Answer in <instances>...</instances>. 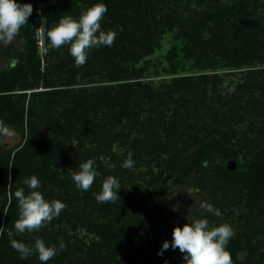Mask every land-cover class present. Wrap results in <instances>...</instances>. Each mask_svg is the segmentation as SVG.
Masks as SVG:
<instances>
[{
    "label": "rangeland",
    "instance_id": "rangeland-1",
    "mask_svg": "<svg viewBox=\"0 0 264 264\" xmlns=\"http://www.w3.org/2000/svg\"><path fill=\"white\" fill-rule=\"evenodd\" d=\"M220 1L224 4L231 2ZM147 2H143L146 4L142 7L143 11L154 14L158 21H161L170 9L175 10L174 14L178 15L180 24L174 25L173 28L161 27L159 30L154 25V33L150 37L152 41H149L146 53L138 56L139 62L133 63L132 55L120 53L112 56V59L102 57L94 64L87 60L84 68L81 67V71L72 79V83L68 82L65 71L62 81L58 75L54 78V87L41 84L34 89L16 91L18 94L26 92V110L32 92L51 89L68 91L66 94H69V99L63 104L53 103L48 111L59 113V119H62L60 113H66L67 110L74 111L76 118L85 113L87 117L83 121H77L73 133L67 132L68 129L65 128L63 135L55 139L62 141L66 145L65 148L74 147L80 150L79 153L84 152L86 157L82 163L87 159L95 160L94 167L98 175L90 188L91 191L102 190V183L108 176L116 177L121 187L118 191L120 199L98 203L94 197L89 198L85 191L76 188L72 171H79V166L70 162L53 165L51 170L56 180L49 185L51 194L53 193L52 200H60L67 207L59 217L46 224L47 231L33 232V238L39 236L48 246L57 248L60 243L65 245L50 260V264H57V260H61L63 264H93L94 254L97 264H120L119 261L126 256L130 257V263L133 264H169L166 256L172 254L171 247L163 251L167 255L157 253L161 251L163 242L172 241L170 237L173 228H182L185 223L194 220L207 219L210 226L229 224L235 233L231 239L236 236L249 238L253 259L247 264H264V214L260 212L259 207H249L247 204L249 187L245 184L250 169L264 150V91L259 88V83L264 82V74L261 73L264 63H254L244 71L226 67L223 62L217 63L216 68H211L206 63L202 64L204 67L198 66L194 59H188L183 54L186 39L179 33L184 30L187 24L185 22L199 18L203 10L211 6L209 1L206 4L202 0H149L150 5H147ZM129 13L132 14L131 11ZM134 34L141 36L138 30ZM3 43L8 44L5 41ZM124 44L128 45L129 40L115 39L114 44L111 47L105 46V49L109 54L114 50L120 52ZM173 49L178 52L177 71L170 67L168 59ZM66 51L62 49V56L65 55L69 59L67 55L70 53ZM13 61V56L0 55V68L9 66ZM73 65L69 59V66ZM118 66L126 69L125 76L121 73L116 77L115 74L119 72L112 74ZM140 68L142 71L136 72ZM245 70L248 71L247 74ZM207 74L217 76V79H211L207 83L202 81L200 77ZM126 76L128 77L125 78ZM179 77H191L196 85L193 91L175 92L176 97H186L191 105L181 107L177 117L175 112L178 107L175 102L160 107L159 101L151 100V97L147 96L148 92L141 90L137 92L144 96L136 99L131 117H124L122 122L108 121L109 123L105 124L104 117L111 115L108 113L110 108L100 106L102 108L97 109L92 101V95L99 87L109 88L121 83L140 81L149 83L156 91L163 90L166 84ZM246 81L255 93L254 96L249 93L242 96L245 108L240 109V112L244 118L240 120V117L234 116L230 123L218 124L211 118V112L216 116L230 118L235 102L232 95L238 85ZM251 96L260 97L261 104L256 106V100L254 104H250ZM43 111L47 110L42 107L38 109L35 120L42 130L47 131L46 125L42 123ZM70 118L72 119L68 116V120L62 119L60 123L67 125ZM6 128L10 134L2 133V144L7 147L17 146L21 141L20 134L9 127ZM195 133L206 140L222 133L227 136V143L238 154L240 164L234 180L220 182L217 176L204 178L196 169L188 179L180 178L184 173L183 169L192 163L200 150L201 146L192 139ZM145 140H156L162 145H154L158 143L152 141L146 149ZM129 152L132 153L135 165L132 169H125L121 165ZM88 153L90 156H87ZM101 156L104 157L103 160L100 159ZM41 158L40 156L38 160L41 161ZM31 171L36 173L40 181L37 168ZM4 201L0 194V204ZM207 206L211 207L210 211ZM174 208L177 210L173 211ZM1 210L0 206V213ZM217 211L220 212L219 216L215 214ZM110 221L118 228L129 227L131 230L148 231L154 240V246L147 254L148 259L141 258V252L130 244L124 248L122 255L114 259L103 236L93 226ZM0 227H3L2 233L8 227L4 213L2 217L0 214ZM98 244L101 248L95 249L94 246ZM231 258L232 264H238L232 256ZM24 260L29 264H41L37 254Z\"/></svg>",
    "mask_w": 264,
    "mask_h": 264
},
{
    "label": "trees",
    "instance_id": "trees-1",
    "mask_svg": "<svg viewBox=\"0 0 264 264\" xmlns=\"http://www.w3.org/2000/svg\"><path fill=\"white\" fill-rule=\"evenodd\" d=\"M146 1H148L147 5H150L149 0H33L31 4L33 12L29 17L28 24L23 26L15 39L8 42V44L5 45L3 41H0V55L13 56L14 60L9 66L0 68V122L3 123L4 127L13 129L21 136V141L17 146L7 147L1 142L3 134L0 133V194L5 200L4 203L0 204L2 208L0 214L2 217L4 210L6 211L7 214L4 213V219L8 226L0 238V264H29L11 247L8 232L12 231L14 233L13 239L29 245L34 244L33 232L20 234L16 233L14 229V223L18 219V200L14 193L18 188H23L25 194H29L31 190L24 184V180L30 178L33 174L36 175L31 169L36 167L38 170L41 187L37 190L43 194L46 200L51 201L53 193L51 194V189H49L51 186L49 185H52L56 180L51 167L55 164L69 162L79 166L86 157L84 152L79 153L80 150L74 147L65 148L66 145L57 139L63 135L65 128L68 129L67 132L73 133L77 121L86 119V113L79 115L78 118L75 117L74 111L67 110L66 113H60L63 120H68V116L72 117L67 125H63L60 123L62 119L57 117L59 113L55 114L54 110L48 111L51 110L53 103L63 104L65 100L69 99V94H66L68 91L65 89H51L43 92H32L27 110L25 108L26 92L16 93L18 90L26 91L37 88L41 84L45 87H54L56 82L54 78L58 75L59 80L62 81V74L65 71L68 75V82L72 83V79L81 71V67L77 68L75 66L74 58L70 54L67 56L72 60L73 67L69 66V59L65 55L62 56V49L67 50L68 53L69 45H64L59 49H51L48 41L46 56H38L39 42L35 19L45 17L47 30H50L58 24L63 16L71 15L78 20L82 11L94 4L103 3L107 6V12L101 22L102 29L104 31L114 30L117 35L116 39L120 41L128 39L129 44H124L120 52L114 50L110 54L103 45L99 48H93L88 53V62L91 64L97 63L98 59L102 57L112 59L114 58L112 56L120 53V55H132L133 63H137L140 58L138 56L146 53L145 51L150 45L149 41H152L150 37L153 36L154 25L159 30L161 27L173 28L174 25L180 24L178 15L174 14L175 10L170 9V12L161 21H158L154 14L149 12L150 15L143 11L142 7L146 5L143 2ZM202 1L206 4L209 1L211 6H207L199 18L185 22L187 24L183 28L184 30L179 33L181 37L186 39L185 46L182 49L185 57L194 59L200 67H204L202 64L206 63L211 68H216L217 63L223 62L224 66L241 71L254 63H264V0H231L229 4H224L220 0ZM17 3L23 4L22 0H17ZM80 4H83L84 8H80L78 6ZM43 5L45 6L44 13L41 12ZM137 30L141 33L140 37L133 35ZM168 59L170 67L177 71L178 52L176 49L171 51ZM82 68L84 67L82 66ZM123 68V66L116 67L112 74L119 72V74H115L116 77H119L121 73L125 76L126 69ZM141 71V68L136 70L138 73ZM247 73L248 71L245 74ZM261 73L264 74V70ZM200 78L207 83L211 79H217V76L207 74ZM194 81L191 77H179L173 80L172 83L166 84L163 90L156 91L149 83L140 81L121 83L109 88L99 87L95 89L96 92L92 95V101L97 109H101L103 106L110 108L108 113L111 115L104 117L105 124L114 123L115 121L122 122L124 117H131L134 113L133 105H135L136 99L144 96L138 94L137 91L141 90L142 92H148L147 96L151 97V100L159 101L160 107L175 102L176 107H178L175 112L177 117L181 107L191 105L186 97H176L175 92L193 91L192 89L196 85ZM259 88L264 91V82L259 83ZM244 93L251 95L255 93L253 87L247 81L241 82L232 95L235 102L230 118L216 116L212 112L210 114L211 118L216 120L218 124L230 123L231 118L234 116L235 118L240 117V120L244 118V115L240 112V109L245 108L242 104ZM251 98L250 104H254L255 100L256 106L261 104L260 97L253 98L251 96ZM100 106L102 107L100 108ZM41 107L43 110H47L43 111L41 117L43 119L42 123L48 129L47 131L42 130L40 124L35 120L38 114L37 111ZM55 137L57 138L55 139ZM192 139H195V142L201 147L192 163L183 169L184 173L180 178L188 179L196 169L204 178L217 176L220 182L235 179L240 167L238 154L228 145V138L224 133L209 140L200 138L195 133ZM145 141L144 147L148 149L149 144L156 140ZM156 143L158 144L154 145H162L160 142L156 141ZM40 156L42 157L41 161L38 160ZM87 156H90V153ZM230 160H235L238 163L235 170L227 168V163ZM250 170L245 183L249 187L247 204L249 207H259L260 212L264 214V150L261 151L256 163ZM99 192L85 191L89 198H95L94 194ZM119 217L121 218L122 215H119ZM93 226L103 236L104 242L108 245V250H111L114 259L122 255L124 248L129 244L135 246L141 252L143 256L141 258L148 259L147 254L154 246V240L146 230H131L129 227L118 228L112 221ZM47 229L48 226L45 225L40 231H47ZM170 238L171 241L172 237ZM94 248L100 249L101 247L98 244ZM227 250L238 264H247L253 259V249L249 238L236 236L230 239ZM171 252V255L166 256L169 264H184L183 254L179 249H171ZM163 255L167 254L163 253ZM93 259V264H97L95 254ZM130 260V257L126 256L119 262L120 264H133L130 263ZM50 263V261L47 262V264ZM57 264H63V262L57 260Z\"/></svg>",
    "mask_w": 264,
    "mask_h": 264
},
{
    "label": "clouds",
    "instance_id": "clouds-1",
    "mask_svg": "<svg viewBox=\"0 0 264 264\" xmlns=\"http://www.w3.org/2000/svg\"><path fill=\"white\" fill-rule=\"evenodd\" d=\"M84 8L83 4L78 5ZM33 12L31 4H20L17 0H0V41L11 42L19 34L21 28L28 24L29 17ZM107 12V6L97 3L82 11L79 19H74L71 15L63 16L58 24L46 31L47 40L51 49H59L64 45H69L70 55L74 58L77 68L86 64L88 53L93 48L100 46L111 47L116 39L114 30L104 31L101 22ZM0 133L10 134L3 123L0 122ZM104 159L103 156L100 157ZM94 159H87L79 165V171H72V180L77 189L82 191L90 190L98 175ZM135 161L132 153L127 154L122 167L132 169ZM24 184L31 190L25 194L23 188H18L14 195L18 200V219L14 223L16 233L39 232L46 224L60 216L62 210L67 206L60 200H46L43 194L38 191L41 187L36 175L24 180ZM121 189L119 181L114 176H108L102 183V190L95 193L98 203L115 202L120 199L118 191ZM209 211L210 206H207ZM177 210L176 208L173 211ZM5 214L6 211L4 212ZM217 216L220 212L215 213ZM3 227H0L2 233ZM234 230L227 224L210 226L207 219H198L187 222L184 226L174 227L172 231V241L163 242L162 249L158 255H163V251L171 247L173 250L179 249L183 254L184 264H232L230 252L227 245L234 236ZM14 233L8 232L10 245L16 250L22 259H27L33 254L38 255L41 264H47L62 250L65 245L59 247L48 246L44 239L37 236L34 244L13 239Z\"/></svg>",
    "mask_w": 264,
    "mask_h": 264
},
{
    "label": "water",
    "instance_id": "water-1",
    "mask_svg": "<svg viewBox=\"0 0 264 264\" xmlns=\"http://www.w3.org/2000/svg\"><path fill=\"white\" fill-rule=\"evenodd\" d=\"M23 4H32L33 0H22ZM41 12H45V6H42ZM35 25L37 27V39L39 42V51H38V56L39 57H44L47 54V48H48V40L46 37V31H47V22L45 17L43 18H36L35 19ZM238 167V163L235 160H230L227 163V168L229 170H235Z\"/></svg>",
    "mask_w": 264,
    "mask_h": 264
}]
</instances>
